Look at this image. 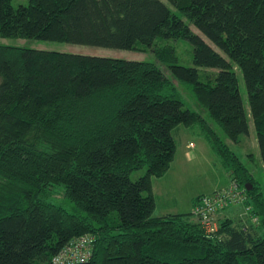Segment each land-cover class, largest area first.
<instances>
[{
	"label": "trees",
	"instance_id": "1",
	"mask_svg": "<svg viewBox=\"0 0 264 264\" xmlns=\"http://www.w3.org/2000/svg\"><path fill=\"white\" fill-rule=\"evenodd\" d=\"M164 1L0 0V38L156 60L0 45V264H52L86 234L93 252L79 264H264L263 195L203 115L234 143L249 133L239 69L264 165V0ZM177 40L191 45V66L168 44ZM180 126L197 129L241 196L245 216L218 217L230 204L211 235L194 215L203 196L187 214L153 216V180L170 170ZM59 192L76 211L51 202Z\"/></svg>",
	"mask_w": 264,
	"mask_h": 264
},
{
	"label": "rangeland",
	"instance_id": "2",
	"mask_svg": "<svg viewBox=\"0 0 264 264\" xmlns=\"http://www.w3.org/2000/svg\"><path fill=\"white\" fill-rule=\"evenodd\" d=\"M165 3L171 11L175 12L172 6L167 2ZM12 4L14 7H18L19 5L26 4V0H12ZM183 20L189 25L194 33L200 35L208 44L219 52V50L202 36L186 18H183ZM168 44L174 47L176 56L181 65L191 66L192 47L189 43L183 40H177L169 41ZM0 45L156 63L154 56L150 52H136L69 43L11 38H0ZM234 69L243 105L247 114L249 133L240 136L238 142L234 143L220 131L205 110L203 111V115L216 130L224 143H226L230 150L237 155L240 162L253 176V182L256 183L264 198V165L260 157L255 130L249 113L243 77L239 69L236 67H234ZM185 88L186 87L182 85L178 87V91L182 96L184 104L191 110L200 111L201 109L197 106L192 94ZM174 136L177 149L171 168L161 179L158 178L153 180V195L155 199L153 216L156 217L187 214L192 210V202L194 198L209 196L215 192L226 191L233 185L229 175L221 166L219 159L213 153L208 143L198 135L196 128L188 129L180 126L179 129L174 132ZM145 171L146 169L143 168L134 172L131 175V179H138L143 176ZM240 191L242 192V189ZM51 202L64 207L70 212L76 211L75 206L63 196L62 192L54 194L51 198ZM244 212L242 204H234L218 215L219 217H235L238 214H244ZM192 221L198 222L196 219H192Z\"/></svg>",
	"mask_w": 264,
	"mask_h": 264
},
{
	"label": "built area",
	"instance_id": "3",
	"mask_svg": "<svg viewBox=\"0 0 264 264\" xmlns=\"http://www.w3.org/2000/svg\"><path fill=\"white\" fill-rule=\"evenodd\" d=\"M241 196L232 185L229 190L215 192L203 196L194 207V215L198 218L202 229L207 235L215 233L218 229L216 217L220 210L230 204H238ZM94 246L92 235H82L70 240L51 260L52 264H79L91 259Z\"/></svg>",
	"mask_w": 264,
	"mask_h": 264
},
{
	"label": "water",
	"instance_id": "4",
	"mask_svg": "<svg viewBox=\"0 0 264 264\" xmlns=\"http://www.w3.org/2000/svg\"><path fill=\"white\" fill-rule=\"evenodd\" d=\"M246 188H247V190H250L251 186L249 184H246Z\"/></svg>",
	"mask_w": 264,
	"mask_h": 264
},
{
	"label": "crops",
	"instance_id": "5",
	"mask_svg": "<svg viewBox=\"0 0 264 264\" xmlns=\"http://www.w3.org/2000/svg\"><path fill=\"white\" fill-rule=\"evenodd\" d=\"M162 178V177H161ZM161 178H159V179H161ZM153 193H154V183H153ZM219 217V216H218Z\"/></svg>",
	"mask_w": 264,
	"mask_h": 264
}]
</instances>
